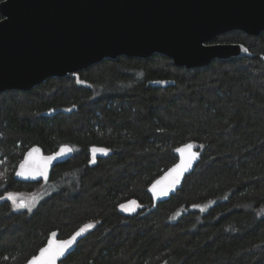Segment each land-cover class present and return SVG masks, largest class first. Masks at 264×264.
Instances as JSON below:
<instances>
[{
	"label": "trees",
	"instance_id": "16d2710c",
	"mask_svg": "<svg viewBox=\"0 0 264 264\" xmlns=\"http://www.w3.org/2000/svg\"><path fill=\"white\" fill-rule=\"evenodd\" d=\"M212 42L248 54L190 69L160 53L121 55L0 93V199L43 183L14 178L29 147L75 150L34 210L0 202V264H23L52 231L67 238L85 224L93 227L60 264H264V31ZM186 142L202 150L200 162L152 209L147 187ZM94 147L107 154L93 161ZM130 200L141 208L126 214Z\"/></svg>",
	"mask_w": 264,
	"mask_h": 264
},
{
	"label": "water",
	"instance_id": "95a60500",
	"mask_svg": "<svg viewBox=\"0 0 264 264\" xmlns=\"http://www.w3.org/2000/svg\"><path fill=\"white\" fill-rule=\"evenodd\" d=\"M0 14V93L26 91L49 77H62L121 55L150 57L160 53L177 67H202L215 59L248 54L245 45L212 42L216 37L233 30L255 36L264 31V0H2ZM187 144L194 145L191 151L198 154L197 158L173 184L175 174L169 175V170L180 162L176 151V162L147 187L152 209L175 195L200 162L202 150L194 143L186 142L178 148ZM62 148L71 151L56 156ZM32 149H39L33 154L37 160L56 156L48 164L46 176L17 175ZM74 153L70 144L52 153L33 145L18 163L14 178L24 183H47L53 169ZM165 191L166 195L161 194ZM52 233L57 240H67L74 234L60 238L58 231H52L49 238ZM83 236L56 264L75 251Z\"/></svg>",
	"mask_w": 264,
	"mask_h": 264
},
{
	"label": "snow or ice",
	"instance_id": "6c2138e0",
	"mask_svg": "<svg viewBox=\"0 0 264 264\" xmlns=\"http://www.w3.org/2000/svg\"><path fill=\"white\" fill-rule=\"evenodd\" d=\"M247 51V49H245ZM79 82V81H78ZM194 147L193 144H187L183 148H178L176 151L180 154V162L177 163L173 168L169 170V175L175 174L173 179V184L178 183L182 174L191 167L192 162L197 158V153L192 152L191 149ZM66 151H71V149L62 148L56 156L63 155ZM93 161L95 160V154L101 152L107 154V149L102 148H92ZM34 153H39V149H32L25 159L21 162L20 171L17 172V175L21 176H31L35 178L36 176H46L48 164L56 158V156L49 157H40L37 160L34 157ZM187 153V156H185ZM160 181H157L156 184H159ZM153 192L155 193L156 188L153 185ZM166 195L167 192L161 193ZM7 199L11 200L14 205L17 207H27L31 211V206L23 201L17 203V196L14 193H9ZM135 204V201L131 202ZM122 209L127 210L125 205H121ZM93 227L92 224H85L78 231H76L69 239L67 240H57L55 239L56 233H52L51 237L48 240V243L45 247H42L39 250V254L33 256L31 260L28 261V264H56L57 260L60 259L64 254L72 247V245L77 241V238L82 234L86 233L89 229Z\"/></svg>",
	"mask_w": 264,
	"mask_h": 264
},
{
	"label": "rangeland",
	"instance_id": "374dc122",
	"mask_svg": "<svg viewBox=\"0 0 264 264\" xmlns=\"http://www.w3.org/2000/svg\"><path fill=\"white\" fill-rule=\"evenodd\" d=\"M7 158H3L0 160V173L2 172V166L3 163H5V167L3 166V169L6 170L8 165H7ZM57 187L53 183H42L40 184L37 188H35L33 191L30 192H13L17 196V203L23 201L31 206V211L34 210L37 205L46 197L51 195L52 193L56 192ZM8 194L5 196L3 199H7ZM0 199V202L3 200ZM9 200V199H8ZM12 204V207L15 210H28L27 207H17L16 205L13 204L11 200H9ZM135 200H130L128 202L123 203L122 205H125L127 210L122 209L121 210L126 213V214H133L137 212L140 208L141 205L135 201V204H132L131 202ZM29 211V210H28Z\"/></svg>",
	"mask_w": 264,
	"mask_h": 264
}]
</instances>
